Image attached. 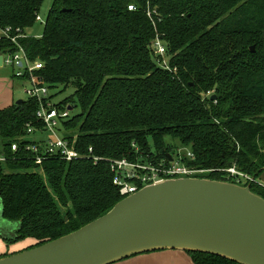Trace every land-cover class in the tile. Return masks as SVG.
I'll list each match as a JSON object with an SVG mask.
<instances>
[{"label": "trees", "instance_id": "trees-1", "mask_svg": "<svg viewBox=\"0 0 264 264\" xmlns=\"http://www.w3.org/2000/svg\"><path fill=\"white\" fill-rule=\"evenodd\" d=\"M45 1L0 0V29L22 35L17 43L0 36V56L23 49L30 62L43 64L36 75L49 89L74 88L80 114L62 123L82 158L46 156L39 165L26 150L37 143L28 139L29 126H44L38 100L26 97L0 111V203L4 219L19 225L4 238L7 244L30 240L26 250L32 249L111 211L125 199L113 184L112 160L168 164L178 147L187 148L196 158L187 166L215 170L207 179L228 181L225 170L236 168L258 181L264 172V0H53L43 35L27 37ZM157 36L174 74L157 64ZM17 79L22 87L28 80ZM256 181L247 185L264 199ZM187 253L194 264H237Z\"/></svg>", "mask_w": 264, "mask_h": 264}, {"label": "water", "instance_id": "water-1", "mask_svg": "<svg viewBox=\"0 0 264 264\" xmlns=\"http://www.w3.org/2000/svg\"><path fill=\"white\" fill-rule=\"evenodd\" d=\"M3 59L0 56V68ZM18 228L4 219L1 205L0 236L10 239ZM165 250L264 264V199L252 193L250 184L167 180L123 199L73 233L0 258V264H115Z\"/></svg>", "mask_w": 264, "mask_h": 264}, {"label": "built area", "instance_id": "built-area-1", "mask_svg": "<svg viewBox=\"0 0 264 264\" xmlns=\"http://www.w3.org/2000/svg\"><path fill=\"white\" fill-rule=\"evenodd\" d=\"M129 10H135L134 6H129ZM151 17V12L148 13ZM37 21L40 22V16L37 17ZM0 36L11 38V41L17 43V38L11 37V29L7 28L2 31L0 29ZM152 49L157 57V64L165 71L175 73L176 68H172L170 61L167 58L166 45L162 39L158 36L153 42ZM3 56V66H13L17 68L16 77H27V84L23 87V93L26 97L36 99L40 103V109L37 112L38 119L44 124L43 129H34L29 126L28 134L33 135L35 133H42L47 138L42 139L41 142L27 145L25 148L27 151L32 152L35 155V161L41 165L42 162L49 158L59 157L67 162L76 161L82 158V156L75 150V139L71 143L66 138V131L63 128L62 122H67L71 119V111L69 108L60 110L55 107L52 102H46L49 96V88L44 82L36 75L37 71L43 69V64L37 62L34 67H31V62L27 59L23 49L15 55H1ZM210 95V93L208 94ZM64 132L63 135L61 133ZM18 145L12 146L14 152L18 151ZM90 152L92 150L90 149ZM195 155L187 148L176 149L173 157L168 164L160 162L154 164L152 162L144 161L143 158H138L136 161H130L128 159L112 160L110 161V170L114 175L113 184L119 189V193L122 197H129L140 190L150 185L162 183L167 180L180 179V178H196L207 179L206 175L215 172V170L200 169L194 166H187L185 161H194ZM100 159L94 158L95 164ZM227 182L238 184L240 186H246L248 182H252V178L248 177L244 173L239 172L236 168H230L225 170ZM245 183V185H243Z\"/></svg>", "mask_w": 264, "mask_h": 264}, {"label": "crops", "instance_id": "crops-1", "mask_svg": "<svg viewBox=\"0 0 264 264\" xmlns=\"http://www.w3.org/2000/svg\"><path fill=\"white\" fill-rule=\"evenodd\" d=\"M12 88L13 92H16L19 97H22L24 95L21 83L15 81ZM14 96L15 95L11 92V86L8 79L6 80L5 78H0V111L16 103ZM258 182L259 185L264 187V172L261 174ZM6 227L8 226H4V229L6 231H9ZM30 245H32V241L30 240H26L15 245H9L0 236V256L22 252L26 250V248H28ZM115 264H194V262L186 252L165 250L137 255Z\"/></svg>", "mask_w": 264, "mask_h": 264}, {"label": "rangeland", "instance_id": "rangeland-1", "mask_svg": "<svg viewBox=\"0 0 264 264\" xmlns=\"http://www.w3.org/2000/svg\"><path fill=\"white\" fill-rule=\"evenodd\" d=\"M53 0H46L43 4V7L39 13V16L41 18V22L36 23V25L33 28H30L26 31V35L27 37L30 38H39L43 35L44 30H45V24H46V20L49 16V12L51 10V6H52ZM7 56V55H6ZM37 64V62H31L30 66L34 67ZM17 68L13 67V66H7L4 65L3 67L0 68V78H5L6 80L8 79L10 86H11V92L15 95L14 99L17 101H19V99L21 98H26L25 95H23L22 97H19L16 92H13V83L15 81L20 82V80H18L16 78V73H17ZM27 79L24 80V82L27 84ZM24 87V86H23ZM23 87H22V91H23ZM15 91V90H14ZM24 94V93H23ZM75 95V91L74 88L72 86H69L67 88H65L64 86H58L54 89H49V96L52 97V102L54 105H60L63 104L64 102H70V106L73 107V110L71 111V119L77 115L80 114V108H79V104L77 99H75L74 102H72V97H74ZM21 99V100H24ZM64 132L61 133V135H63ZM47 138L46 135H43L42 133H35L33 135H29L28 139L33 141V142H41L42 139ZM165 142L167 144H172V145H178L177 142L174 143H170V139H166ZM178 149H182L179 148ZM256 183L259 184L258 181H256ZM243 185H245V183H243ZM2 239H4L2 237Z\"/></svg>", "mask_w": 264, "mask_h": 264}]
</instances>
